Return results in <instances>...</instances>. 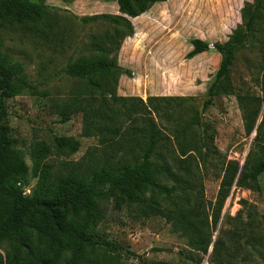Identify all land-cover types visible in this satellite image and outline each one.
<instances>
[{
    "label": "trees",
    "instance_id": "16d2710c",
    "mask_svg": "<svg viewBox=\"0 0 264 264\" xmlns=\"http://www.w3.org/2000/svg\"><path fill=\"white\" fill-rule=\"evenodd\" d=\"M167 1L117 0L119 15L96 14L81 19L101 21L111 28L102 39L94 37L88 44L89 52L65 68L80 84V96H87L88 104L79 110L83 115V135L99 137L104 152L95 161L67 164L49 196L44 195L48 172H41L31 195L24 191L30 182L29 167L17 149L18 139L7 125L14 66L4 51L3 36L13 30L38 39L51 34L55 38L61 20L46 0H0V243L8 241L12 249L6 264H100L89 255L97 250L125 251L135 256L132 250L95 231V225L108 218L110 205L113 211L126 209L140 218L165 219L172 231L187 241L190 251L182 253L190 264H203L208 255L214 264H237L247 247L262 244L263 237L257 234H251L242 244L246 230L239 225L213 242L228 190L233 186L260 190V177L264 174V120L256 126L262 100L237 96L246 134L250 136L256 130L257 154L253 162L249 158L243 166L236 161H224L220 201L212 208V203L205 201L198 180L211 152L217 150L210 147L212 138L199 133L202 123L197 112H192L188 120L180 115V108L196 98L151 96L144 102L139 97L117 94L120 77L131 76L132 72L116 62V55H111L134 35L130 19ZM263 13L264 0L246 2L241 10L242 23L227 42L212 45L202 39L192 40L188 58L209 51L211 46L222 56L205 107L213 104L222 89H228L226 82L236 55L248 41L258 37L256 29ZM113 43L116 49L111 47ZM179 100L182 102L173 107L172 102ZM165 116L171 121L168 126L162 124ZM53 141L59 151L69 155L80 149L71 138L54 136ZM248 256L242 259L247 262Z\"/></svg>",
    "mask_w": 264,
    "mask_h": 264
},
{
    "label": "rangeland",
    "instance_id": "374dc122",
    "mask_svg": "<svg viewBox=\"0 0 264 264\" xmlns=\"http://www.w3.org/2000/svg\"><path fill=\"white\" fill-rule=\"evenodd\" d=\"M74 1L76 12L49 5L54 9L52 13L61 20L55 38L51 34L48 38L42 37L43 40L13 30L3 36L4 51L14 66L7 125L10 133L18 139L17 149L29 167L30 182L24 188L27 195L37 187L41 172H48L44 195L51 196L57 176L65 172L67 164L95 161L104 152L99 137L83 135V115L79 110L88 104L87 96H80V84L66 73L65 68L89 52L88 44L94 37L102 39L111 28L101 21L81 20L104 14L100 13L104 9L97 0ZM246 2L253 0H168L156 3L148 12L130 19L134 35L126 38L119 51L111 55H116V62L132 72L131 76L124 74L120 77L118 96L139 97L144 102L151 96L196 98L193 103L180 108V115L188 120L192 112H197L202 123L199 133H204L207 139L212 138L210 147L217 150V153L211 152L198 180L204 199L212 203V208L220 201L224 161H236L243 166L249 158L253 162L257 154L256 130L250 136L246 134L237 96L262 100L257 128L264 120V13L258 22V32L255 30L258 37L248 41L236 55L226 82L228 89H222L223 93L217 95L208 107H205L208 90L221 66L222 56L213 46L194 58L187 55L193 49V39H202L212 45L227 42L242 23L241 10ZM111 47L116 49V43ZM89 96L98 98L97 95ZM181 102L173 101L172 106ZM166 117L162 124L168 126L171 121ZM54 136L77 141L79 151L73 155L59 151ZM227 195L221 220L213 232V242L239 225L246 230L242 244L251 238V234L262 236L263 242L256 248L247 247L246 253L239 255L237 264H264V174L260 177L259 191L252 187L233 186ZM112 206L108 207V218L96 224L95 231L107 240L124 245L135 256L125 251L97 250L88 253L92 260L100 264H190L182 253L190 251L187 241L174 233L165 219L140 218L126 209L113 211ZM235 217L237 221L232 219ZM11 252L10 243L1 242L0 262L6 264ZM248 254L249 259L245 262L242 257ZM203 264H214L210 255L205 257Z\"/></svg>",
    "mask_w": 264,
    "mask_h": 264
},
{
    "label": "crops",
    "instance_id": "0c3cea01",
    "mask_svg": "<svg viewBox=\"0 0 264 264\" xmlns=\"http://www.w3.org/2000/svg\"><path fill=\"white\" fill-rule=\"evenodd\" d=\"M85 1V0H84ZM100 7L104 10L100 13L118 15L119 5L117 0L108 2L106 0H97ZM48 5L53 7H62L64 9L73 10L76 12V2L74 0H47Z\"/></svg>",
    "mask_w": 264,
    "mask_h": 264
}]
</instances>
